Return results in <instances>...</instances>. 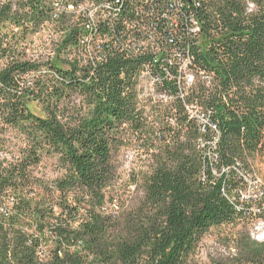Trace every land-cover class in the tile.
<instances>
[{
    "label": "trees",
    "instance_id": "1",
    "mask_svg": "<svg viewBox=\"0 0 264 264\" xmlns=\"http://www.w3.org/2000/svg\"><path fill=\"white\" fill-rule=\"evenodd\" d=\"M51 1L0 0V215L4 193L16 199L0 216V264H190L210 228L244 216L242 175L264 159V0H181L175 10L172 0H94L106 7H98L99 26L89 24L93 46L104 36L111 40L93 66L78 45L88 19L65 14L52 21ZM168 6L176 18L169 26L159 19ZM141 10L151 13L153 30L167 35L170 46L189 48L197 65L213 73L209 85L197 80L190 93L212 112L219 133L209 155L197 149L179 102L171 127L166 107L137 99L136 80L150 58L142 46L132 48L137 31L124 27ZM190 17L201 29L197 46ZM44 24L63 36L54 57L36 63L23 43ZM19 137L23 147L3 157ZM127 142L140 144L151 165L140 179L137 206L118 212L110 196L113 158ZM43 157L57 159L61 177L35 179ZM257 202L264 217V187ZM18 226L24 232L34 226L36 238L11 229ZM38 239L46 248L43 262L34 259ZM231 242L212 264H264V241L240 231Z\"/></svg>",
    "mask_w": 264,
    "mask_h": 264
},
{
    "label": "built area",
    "instance_id": "2",
    "mask_svg": "<svg viewBox=\"0 0 264 264\" xmlns=\"http://www.w3.org/2000/svg\"><path fill=\"white\" fill-rule=\"evenodd\" d=\"M73 0H57V8L52 14V21L59 20L61 15L76 14L78 19H88V27H81L84 32L78 38V45L82 50L80 55H87V61L93 66L95 61H98L102 53V46L111 40L110 37L104 36V42L100 46H93V34H89L90 22H97L99 26L98 7H106L105 4H97L94 0H84L79 2L78 5L72 3ZM169 1V0H168ZM172 9H178L181 7V0H172ZM169 5V4H168ZM159 19H162L169 26V22L175 24V16H169V6L167 9L159 15ZM158 19V20H159ZM155 19L152 18L151 13L147 15L143 13L139 14L138 19H132L131 27H123L125 31L137 32L133 33V47L135 45L142 46L147 50L150 60L142 67V77L136 80V94L137 99L143 103H148L155 109L165 108L167 111L166 122L169 126H176V113L177 110L174 106L176 102L181 105V114L186 118L184 126L186 124L192 125L197 134L195 141L197 149L201 153L209 155V151L212 152L217 146L219 141V133L216 125L210 119L211 111L205 110L199 105L195 98H192L190 93L195 86L197 80L204 81L207 85L210 84L213 79V73H208L202 70L195 62V56L191 53L189 48H179L169 45V37L165 34H157L153 30V24ZM69 25H77L71 24ZM187 26L189 27V33L193 38L195 46L198 45L201 29L199 22L196 18L190 17L187 20ZM79 59V56H78ZM161 113V111H159ZM215 157L214 154H212ZM245 181V188L250 186V183H254L256 186L261 187L260 180L255 176L253 170L246 172L243 175ZM243 189V190H244ZM240 200L242 203L246 201V197L242 195V190H239ZM263 190H259L258 196H262ZM261 198V197H260ZM258 198V200L260 199ZM13 200H16L9 191L4 193L3 209L7 212V208H13ZM255 200V201H258ZM238 209L241 208V204L236 205ZM259 213V209L256 210ZM17 212H20L17 209ZM26 215V213H21ZM27 216V215H26ZM13 220V216H11ZM260 227L264 228V222L259 223ZM14 231L20 233H32L24 232L21 226L18 228H11ZM37 233L33 232L32 237L36 238ZM254 237L253 234L250 235ZM263 236V235H262ZM258 237V236H255ZM27 243H31L28 241ZM38 254L34 256V259L38 262H43L46 259V248L42 239H38Z\"/></svg>",
    "mask_w": 264,
    "mask_h": 264
},
{
    "label": "rangeland",
    "instance_id": "3",
    "mask_svg": "<svg viewBox=\"0 0 264 264\" xmlns=\"http://www.w3.org/2000/svg\"><path fill=\"white\" fill-rule=\"evenodd\" d=\"M63 34L53 24H44L37 29V32L31 34L24 45L25 53L28 59L36 63H45L48 59L54 57L53 53L58 46ZM200 42V41H199ZM30 110L37 114L43 115L40 108L35 103L29 104ZM22 138L14 139L15 147H10L2 156L9 159L11 154H16L19 148L23 147ZM140 144L127 142L116 155H114L113 163L116 170V180L110 188V196L113 197V205H116L118 212H123L126 208L137 206L142 196L140 188L141 177L151 165L149 156L145 155ZM253 172L260 180L261 187L256 186L253 182L249 188L242 190V195L246 197L243 207L246 213L235 225H226L219 228H210L202 237L198 244L196 253L190 264H212L219 261L223 255H227V245H232V239L240 232L245 231L250 235L253 234L255 240L264 241V228L259 223L264 222V217L256 211L259 209L258 196L259 190L264 187V159L257 158L254 162ZM63 169L58 165L57 159L41 158L36 165L33 176L38 181H52L61 177ZM37 188V187H36ZM41 189L37 188L36 193L39 194ZM261 199V198H260ZM259 199V200H260ZM258 200V201H259ZM107 206L110 210H115L114 206ZM263 235V236H262ZM258 236V237H255Z\"/></svg>",
    "mask_w": 264,
    "mask_h": 264
},
{
    "label": "bare ground",
    "instance_id": "4",
    "mask_svg": "<svg viewBox=\"0 0 264 264\" xmlns=\"http://www.w3.org/2000/svg\"><path fill=\"white\" fill-rule=\"evenodd\" d=\"M50 4H51V7H52V9H53V10H52V14H53V12L55 11V9L57 8V0H52ZM52 14H51V20H52ZM68 15H74L75 17L78 16V15H76V14H68ZM140 77H142V75H141ZM2 207H3V206H2ZM2 212H3L4 215H7V214H8V212H6L5 209H2ZM11 213H12V212H11ZM3 214H1V215H3ZM1 215H0V216H1ZM263 237H264V236H263ZM253 239H255V238H253ZM262 241H263V240H262ZM37 254H38V249L36 250V255H37Z\"/></svg>",
    "mask_w": 264,
    "mask_h": 264
}]
</instances>
